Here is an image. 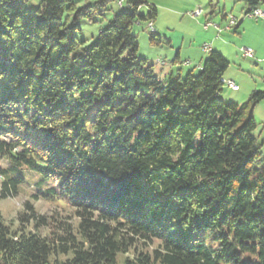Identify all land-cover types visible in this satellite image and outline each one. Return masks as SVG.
<instances>
[{
	"label": "trees",
	"instance_id": "obj_1",
	"mask_svg": "<svg viewBox=\"0 0 264 264\" xmlns=\"http://www.w3.org/2000/svg\"><path fill=\"white\" fill-rule=\"evenodd\" d=\"M26 1L0 0V175L57 177L74 213L26 203L19 230L0 213V264H264V92L224 101L230 61L213 48L164 83L133 32L145 23L151 45L171 42L153 0H126L89 45L78 21L107 20L115 0H41L28 14ZM243 1L245 14L261 4ZM20 181L3 180L2 197Z\"/></svg>",
	"mask_w": 264,
	"mask_h": 264
},
{
	"label": "rangeland",
	"instance_id": "obj_2",
	"mask_svg": "<svg viewBox=\"0 0 264 264\" xmlns=\"http://www.w3.org/2000/svg\"><path fill=\"white\" fill-rule=\"evenodd\" d=\"M120 0H115L110 7L113 11L107 14V20L101 19L99 22L92 23L85 19H80L78 24L82 27V32L79 38H85L87 44H92L101 28L105 27L108 23V19L112 17L113 12H118L127 8L125 1L123 5H119ZM158 9V16L154 22V28L157 32L167 37L171 42H163L161 45L153 46L150 44L149 37L151 34L147 24L136 25L133 32L138 38L139 50L138 56L145 58L150 64H154L156 74L163 80L164 83L169 81L170 74L186 77L189 71L193 73L199 71L197 63L201 59H206L210 55V50L204 49L205 44H211L213 49L217 50L218 45L223 41L227 42L226 45L231 47L235 53L233 57L235 60L228 70L236 71L239 65L245 67H251L256 59H249L243 56L240 49L241 38L239 35L233 34L225 27L229 24V18L235 16L238 20L243 18L244 20H250V17L244 15L241 10L243 6L242 0H153ZM41 0H27L25 4V13L28 14L33 11ZM92 3L91 0H88ZM84 0H79L78 5L81 6ZM213 4V9H212ZM202 8L203 13L200 17H193L190 12L196 8ZM213 10V13H212ZM148 6H142L140 13H147ZM223 14L227 15V19H223ZM209 22V28L205 27V24ZM218 25L222 28L219 30ZM229 34V35H228ZM179 54V60H176V56ZM232 57V55H231ZM161 59L164 62L160 63ZM189 62V63H187ZM253 69V68H252ZM252 74L244 73L252 84L264 82V70L254 68ZM263 75V77H262ZM228 81V80H227ZM225 80L223 90L220 93L221 98L227 102H237L239 104L245 103L249 97H244L241 93L235 91H229V87ZM259 90H264L259 88ZM239 96L240 100L236 101L232 98ZM100 104V100H96L94 105L90 107L88 111V122L90 123L94 117L95 111ZM261 108V116L257 115V121L260 123L258 129L255 131V135L259 137V141L263 142L262 156L255 164V169H259L264 166V102L257 107ZM263 117V118H262ZM263 119V120H262ZM7 166V161L0 160V168ZM254 176L252 173L251 179ZM11 177H20V181L17 188L11 195L2 197V182ZM59 179L42 178L39 172L30 170L26 167L16 169L13 174H4V177L0 175V213L4 222L10 226L12 230H19L21 228L20 213L26 209V203H30L37 213L40 214H62L63 216L71 215L74 213V206L71 203L70 198L65 194L61 187H58ZM45 192L47 196L38 194L39 191ZM58 218H60L58 216ZM71 218V217H70ZM70 220H74L71 218ZM25 231L34 229L33 222L25 223ZM43 233H46L43 230ZM197 234L192 232L188 234L187 239L189 242L192 239H196ZM213 243V242H212ZM124 254L118 255V264H124Z\"/></svg>",
	"mask_w": 264,
	"mask_h": 264
},
{
	"label": "crops",
	"instance_id": "obj_3",
	"mask_svg": "<svg viewBox=\"0 0 264 264\" xmlns=\"http://www.w3.org/2000/svg\"><path fill=\"white\" fill-rule=\"evenodd\" d=\"M242 2H243V6L241 10L243 11L244 15H246L245 14L246 4L243 0ZM260 6L264 9V3H261ZM223 19H227V16ZM238 21H239V24L235 28H233L232 30L231 29H228V30H230L235 35H239V37L241 38L240 44L242 46L240 47V49L242 47H250L254 50V57L252 58L246 57V58L256 59V62H254V64L251 65L253 69L250 67H245V69H243V65H239L240 69L236 71L227 70L224 75V78L226 81L228 79H233L239 85L238 90H233L227 84L230 89L229 91H235L238 93H241L242 91L241 94L244 97H249L253 91L259 90L260 87L261 89H264V82H262L261 86H260V83L252 84L249 78H247L244 74L248 72V74L251 75L252 74L251 72L254 70V68H258L262 71L264 70V18H259V19L251 18L250 20H247V19L244 20L243 18H241ZM219 26L222 28L221 25ZM225 28L227 29V26ZM226 43L227 42L225 41L220 43L217 47L218 48L217 51H220L230 61V65H231L234 62L232 60H235L233 57V54L235 53V51L231 47L226 45ZM201 60L198 61L197 65L201 62ZM228 82L229 80L227 81V83ZM259 91L264 92V90H259ZM232 99L236 101L240 100L239 96H236V94H235V97ZM263 102L264 100L260 102L255 108L254 115H255L256 120H257V115L259 114L261 116V112H262L261 108L258 110L257 107L261 105Z\"/></svg>",
	"mask_w": 264,
	"mask_h": 264
},
{
	"label": "built area",
	"instance_id": "obj_4",
	"mask_svg": "<svg viewBox=\"0 0 264 264\" xmlns=\"http://www.w3.org/2000/svg\"><path fill=\"white\" fill-rule=\"evenodd\" d=\"M261 3H264V0H260ZM203 13L202 8H196L195 10L191 11L190 14L193 17H200ZM247 17L250 18H254V19H259V18H264V9L259 5L254 7L253 9H251L247 14ZM238 22V19L235 16H231L229 18V24L227 26V29H230L231 27H233L234 25H236ZM210 25L209 22H207L205 24V27L207 28ZM150 27L153 29V26L150 25ZM219 30H221V27L218 25ZM204 49L206 50H212V45L211 44H205L204 45ZM241 51L243 53L244 57H254V50L250 47H242ZM230 81L231 84V89L233 90H238L239 89V85L233 80V79H228Z\"/></svg>",
	"mask_w": 264,
	"mask_h": 264
},
{
	"label": "bare ground",
	"instance_id": "obj_5",
	"mask_svg": "<svg viewBox=\"0 0 264 264\" xmlns=\"http://www.w3.org/2000/svg\"><path fill=\"white\" fill-rule=\"evenodd\" d=\"M227 84L231 87L230 81Z\"/></svg>",
	"mask_w": 264,
	"mask_h": 264
}]
</instances>
